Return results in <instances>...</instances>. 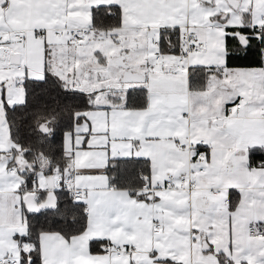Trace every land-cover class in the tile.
Listing matches in <instances>:
<instances>
[{
    "label": "crops",
    "instance_id": "0c3cea01",
    "mask_svg": "<svg viewBox=\"0 0 264 264\" xmlns=\"http://www.w3.org/2000/svg\"><path fill=\"white\" fill-rule=\"evenodd\" d=\"M236 1L232 7L225 0H0V257L17 259L14 235L26 233L24 195L32 193L39 204L46 192L36 179L30 190H21L22 176L8 166L7 152L17 146L9 141L2 103L23 102L22 80L43 77L48 46L69 49L75 28L84 29L82 42H89L92 7L116 5L117 28L139 35L142 43L133 34L135 49L127 56L123 49L94 56L117 66L121 78L125 69L144 77L106 87H144L146 102L141 108L112 105L104 100L105 89L82 90L76 78L71 82V87L95 93V107L63 136V147L71 154L64 176L71 175V185L86 193V225L69 238L41 232V264H218L219 252L232 264H264V234L250 237L246 232L250 220L264 227V160L263 165L249 164L250 152L264 154V50L261 67L225 68L224 49V27L240 26V12L249 13L251 25L264 24V0ZM163 27H177L180 34L187 30L201 42L202 50L187 57V69L175 66L174 54L160 53L157 46L150 53L146 49L148 35L153 42ZM75 49L78 55L83 50ZM14 52L16 64L8 59ZM95 57L83 63L97 73ZM80 64L75 65L78 75ZM189 67L206 69L202 86H189ZM50 68L63 79L55 66ZM238 96L244 97L239 114L226 115ZM198 141L205 147L204 157L195 163L201 171L187 191L176 185V177L193 167ZM116 157L147 159L153 190H137L142 194L137 196L109 186L104 168ZM13 166L18 170L17 163ZM52 178L54 189L59 176ZM211 188L221 193L212 195ZM92 240L101 241V250L89 251Z\"/></svg>",
    "mask_w": 264,
    "mask_h": 264
},
{
    "label": "trees",
    "instance_id": "16d2710c",
    "mask_svg": "<svg viewBox=\"0 0 264 264\" xmlns=\"http://www.w3.org/2000/svg\"><path fill=\"white\" fill-rule=\"evenodd\" d=\"M241 25L224 27L225 68H256L262 65L264 50V24H250L249 13L240 12ZM119 26V8L116 5H100L91 8V30L104 33ZM157 47L160 53L176 54L180 45L177 27H163L158 31ZM100 55V52H97ZM102 57V56H101ZM203 67L188 68V83L191 88L203 85ZM24 91L22 103L7 106L2 103L3 117L12 147L8 152V166L16 165L21 156L25 165L18 168L23 178L21 190H30L37 172L44 176L58 175L54 187L55 205L52 208L25 214L26 233L14 235L18 244L17 264H41L38 236L41 232H58L69 238L83 231L86 225V209L82 201L71 199L62 183L64 173L70 168L71 154L63 147V136L72 130L87 110L95 107L94 92L68 87L45 63L41 79L25 78L21 83ZM104 99L112 105L125 108H141L146 102V89L130 87L124 91L109 89L103 92ZM44 125L46 133L39 131ZM198 144L195 151L203 150ZM264 154L249 153V164L263 162ZM109 186L125 189L133 195L148 180L149 163L145 158H110L104 168ZM228 198V202L230 201ZM26 242L27 247L22 244ZM101 241H90L89 251L101 250ZM218 264H232L223 254L217 253Z\"/></svg>",
    "mask_w": 264,
    "mask_h": 264
},
{
    "label": "rangeland",
    "instance_id": "374dc122",
    "mask_svg": "<svg viewBox=\"0 0 264 264\" xmlns=\"http://www.w3.org/2000/svg\"><path fill=\"white\" fill-rule=\"evenodd\" d=\"M123 33L125 34V36H123ZM133 34L137 35L135 33H131V31L128 32V30L125 29L122 30L119 28H112L104 33L93 35L91 34L89 36V42L87 44L85 43L86 40L82 42V44H71V47L64 51L55 50L54 48H52V46H48V63L50 66H55V68H52L53 71L61 74V77H63L64 82L68 87H71V85H73V83L71 82H73L74 78H76V81H78V84L80 85L79 88L82 90H115V88L110 87H115V85L119 84V81L121 79V77L118 75L119 68L117 66H112V64H108L106 58L105 60L103 59L104 61H100V59H97V57L95 56H102V58H104L105 56H109L110 54H112V52L116 54L120 49H123L121 53L127 56L128 52H131L132 49H135V46L132 47V44L130 43L131 36ZM158 37L159 36L157 33L155 36L157 41ZM136 38L139 42L142 43V39L139 35H137ZM76 46H78L79 48H81L82 46L83 48L82 52H80L79 55L77 53L78 51H76L75 49ZM145 46L150 53L152 51V48L158 45L154 44L152 42L151 35H148L147 39L145 40ZM98 51H100L104 56L101 53L100 55H98ZM90 57H95V62L100 63V67L98 68L100 72L96 73V71H98L96 69L88 70L85 68V64L83 63V61L85 60V58L89 59ZM76 64L81 65L80 67L82 71L80 75H78L77 73L79 67H77L78 65L75 66ZM16 162L19 167L25 165L21 156H17ZM35 179L36 185L38 187H41L42 185L45 186V177H42L41 172L36 173Z\"/></svg>",
    "mask_w": 264,
    "mask_h": 264
},
{
    "label": "built area",
    "instance_id": "2783aa9c",
    "mask_svg": "<svg viewBox=\"0 0 264 264\" xmlns=\"http://www.w3.org/2000/svg\"><path fill=\"white\" fill-rule=\"evenodd\" d=\"M85 30L82 28H75L70 32V41L74 44H81L84 38ZM15 36H18V33H15ZM0 37H3V34L0 33ZM19 37V36H18ZM154 44H157L156 40H153ZM202 50V44L201 42L190 32L187 30H184L180 34V45L178 47V52L174 54V62L175 66L179 69H187L188 63H187V57L190 54L199 53ZM159 58V55H156V59ZM151 67V65H149ZM244 97L238 96L229 106L226 107V115L233 116L238 115L239 111L243 105ZM196 144L200 146H204L203 141H198ZM192 146L189 142L186 143V148H189ZM204 157L203 150L197 151L194 156H192V159L190 160V164L193 165V167L186 171L179 173L176 177V185L180 188H183L187 191L191 190L195 181V176L197 173L201 171V167L198 166L196 161L202 159ZM257 165H263V162H257ZM11 171L17 172V168L12 166ZM72 182V176L66 175L63 177V183L62 186L64 190L66 191L67 195L76 201H82L84 203L86 193L84 189L73 187L71 185ZM167 186L173 187L174 185L170 182H167ZM153 189L151 186L148 185V182L145 181L139 188L138 191L140 192H151ZM209 193L212 195L220 194L221 189L219 188H211L209 189ZM84 208L85 203H84ZM153 227H157L158 224L156 222L152 223ZM246 232L247 235L250 237H261L264 234V227L259 225L255 220H250L246 225ZM23 247H27V243L24 242L22 244ZM121 250H117L115 253V256H119ZM125 253H128V250L125 251ZM0 264H17V259L8 257V256H2L0 257Z\"/></svg>",
    "mask_w": 264,
    "mask_h": 264
},
{
    "label": "water",
    "instance_id": "95a60500",
    "mask_svg": "<svg viewBox=\"0 0 264 264\" xmlns=\"http://www.w3.org/2000/svg\"><path fill=\"white\" fill-rule=\"evenodd\" d=\"M207 3L210 2V0H204ZM229 5L232 7H235L237 4L236 0H225ZM18 53H9L8 54V59L10 60L11 63L16 64L18 62ZM121 80L123 82H131V81H143L144 77L138 75L137 73H130L127 69H125ZM215 123L219 124L220 120H216ZM39 131L42 133H46L47 129L44 125L39 127ZM45 187H46V192H45V197L44 200L37 204L33 198L32 193H27L23 197V204L25 209L28 211V213L32 212H37L41 211L44 209L52 208L55 205V196H54V189H53V178L52 176H45ZM205 249V245L203 246V250Z\"/></svg>",
    "mask_w": 264,
    "mask_h": 264
},
{
    "label": "snow or ice",
    "instance_id": "6c2138e0",
    "mask_svg": "<svg viewBox=\"0 0 264 264\" xmlns=\"http://www.w3.org/2000/svg\"><path fill=\"white\" fill-rule=\"evenodd\" d=\"M262 103H264V102H262Z\"/></svg>",
    "mask_w": 264,
    "mask_h": 264
}]
</instances>
